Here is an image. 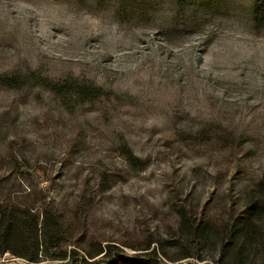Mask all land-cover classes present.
Masks as SVG:
<instances>
[{
    "label": "rangeland",
    "instance_id": "374dc122",
    "mask_svg": "<svg viewBox=\"0 0 264 264\" xmlns=\"http://www.w3.org/2000/svg\"><path fill=\"white\" fill-rule=\"evenodd\" d=\"M254 0H0V74L86 81L64 103L0 86V201L61 214L65 259L264 264V28ZM233 235V236H232ZM97 264H104L98 261Z\"/></svg>",
    "mask_w": 264,
    "mask_h": 264
},
{
    "label": "trees",
    "instance_id": "16d2710c",
    "mask_svg": "<svg viewBox=\"0 0 264 264\" xmlns=\"http://www.w3.org/2000/svg\"><path fill=\"white\" fill-rule=\"evenodd\" d=\"M252 13L254 25L257 28H264V0L253 1ZM27 80H34L33 82L38 85L48 84L50 91L66 104L72 97H75L78 103L93 102L103 92L102 88L84 80L54 81L42 76H33V74L25 76L18 72L0 74V86L18 88ZM258 208H264V201H251L245 211L244 220L235 225L237 234H242V241H247L249 236L258 233L253 229L256 220L262 221L255 217ZM61 217V214L58 215L51 209L45 208L36 212L29 205L19 204L10 198L2 199L0 201V254L9 252L29 262H39L43 258L65 259L68 255L78 254L73 248L67 255L56 253L62 239L72 242L74 236L73 231H62ZM98 261L104 264H133V262L121 263L120 260L111 259L103 247L82 252L80 260L75 261L74 264H97Z\"/></svg>",
    "mask_w": 264,
    "mask_h": 264
}]
</instances>
